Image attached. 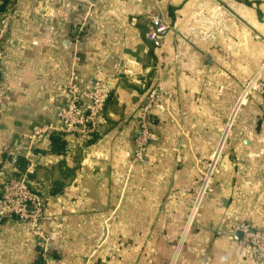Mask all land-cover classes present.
<instances>
[{"label":"crops","instance_id":"obj_1","mask_svg":"<svg viewBox=\"0 0 264 264\" xmlns=\"http://www.w3.org/2000/svg\"><path fill=\"white\" fill-rule=\"evenodd\" d=\"M8 5L0 186L26 173L49 240L43 258L27 224L4 221L0 264H163L181 237L176 264H264L231 232L264 231L263 96L241 98L250 77L264 80V0H0V12ZM151 15L172 26L160 42L146 38ZM72 73L114 78L99 135L52 134L26 155L33 126L57 122ZM154 84L157 139L133 163V118ZM216 152L212 192L185 232Z\"/></svg>","mask_w":264,"mask_h":264},{"label":"built area","instance_id":"obj_2","mask_svg":"<svg viewBox=\"0 0 264 264\" xmlns=\"http://www.w3.org/2000/svg\"><path fill=\"white\" fill-rule=\"evenodd\" d=\"M11 6L8 5L0 12V103L5 95L3 77V46L5 34L11 26ZM169 22L158 15H151L146 30V38L153 42H160L171 30ZM84 30V24L78 26L75 40ZM114 78L104 81H84L72 73L65 85L67 99L57 109L55 124H43L33 126L26 135L28 150L26 155L37 156L40 152H33L34 144L39 140H47L51 134L68 135L71 137L85 136L88 142L93 141L100 133V125L103 119L106 104L114 90ZM253 91L263 96L262 113L264 115V80L261 72L250 77L241 93V98L250 95ZM162 90L158 84L149 85L146 89L144 100L138 106L134 123L137 134L134 138L133 163H141L145 160V152L148 144L157 139L153 130V117L151 114L153 104L160 98ZM240 98V99H241ZM223 142V141H221ZM219 149V148H218ZM218 152L211 157L207 169L204 171L199 190L189 208L186 219L185 232L191 226L199 206L211 192L212 182ZM46 218L44 211V199L41 194L32 188L26 173L11 174L5 177L0 186V223L4 221H18L29 226L30 232L35 236L42 248V257L48 254L47 234L40 231L39 225ZM232 234L241 232L240 242L250 248L255 260L264 258V231L255 229L248 222H239L232 227ZM183 237L176 244L172 257L163 264H176L182 245Z\"/></svg>","mask_w":264,"mask_h":264},{"label":"trees","instance_id":"obj_3","mask_svg":"<svg viewBox=\"0 0 264 264\" xmlns=\"http://www.w3.org/2000/svg\"><path fill=\"white\" fill-rule=\"evenodd\" d=\"M133 120H134V118H133ZM53 137V135L51 134L50 136H49V138H52ZM53 139H54V137H53ZM25 163H26V161L22 158V159H20V162H19V166H20V168H22L23 169V167L25 166Z\"/></svg>","mask_w":264,"mask_h":264},{"label":"water","instance_id":"obj_4","mask_svg":"<svg viewBox=\"0 0 264 264\" xmlns=\"http://www.w3.org/2000/svg\"><path fill=\"white\" fill-rule=\"evenodd\" d=\"M237 233H239L240 234L239 236L241 237V235H242L241 232H237Z\"/></svg>","mask_w":264,"mask_h":264},{"label":"rangeland","instance_id":"obj_5","mask_svg":"<svg viewBox=\"0 0 264 264\" xmlns=\"http://www.w3.org/2000/svg\"><path fill=\"white\" fill-rule=\"evenodd\" d=\"M154 105V104H153ZM152 108H153V106H152Z\"/></svg>","mask_w":264,"mask_h":264}]
</instances>
